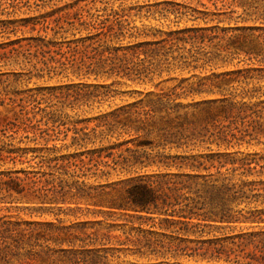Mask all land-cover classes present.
Listing matches in <instances>:
<instances>
[{"label":"rangeland","instance_id":"rangeland-1","mask_svg":"<svg viewBox=\"0 0 264 264\" xmlns=\"http://www.w3.org/2000/svg\"><path fill=\"white\" fill-rule=\"evenodd\" d=\"M222 178L231 221L122 208ZM0 264H264V0H0Z\"/></svg>","mask_w":264,"mask_h":264},{"label":"trees","instance_id":"trees-1","mask_svg":"<svg viewBox=\"0 0 264 264\" xmlns=\"http://www.w3.org/2000/svg\"><path fill=\"white\" fill-rule=\"evenodd\" d=\"M261 23V22H260ZM254 28H259V26H252L250 30ZM102 64V63H101ZM98 66L99 64H95ZM95 66V67H96ZM136 73H139L140 70L138 68H133ZM94 73L97 74L96 68H93ZM111 71L112 68H111ZM222 101V100H220ZM216 101H204L201 104L205 103L206 109H209L211 105H214L213 108L215 110H220L224 114V117L231 114L234 116L245 117V109L244 102L237 104L235 102H222L220 104H214ZM262 102V101H259ZM254 106H257L256 104ZM248 108H251L249 106ZM255 108V107H254ZM258 108L257 111H259ZM251 112L255 113V115H260L263 112H255V110H251ZM230 130L223 131V134L219 136V145L224 141H229L226 135L232 133ZM191 169L194 166H189ZM197 167V166H196ZM209 189L206 190L207 195H202L197 193L195 197H186V201L183 203V207L180 212H177V216L182 218L177 220L176 222L173 219L167 217V214L173 215L171 212L167 213L168 207L174 206L179 203L180 200L177 196H170L168 194H162L158 192L157 188L151 187L146 183L137 182L132 185V188L128 191L126 196V204H123L122 208L130 209L134 212H145V213H163L165 216L163 217L164 228H170L174 223H181L182 226L178 227L181 230L187 231V224L189 220L192 218L201 219L208 222L215 221H231L234 219L232 214V203H238L236 190L234 189L233 184H228V180L222 178L221 183L219 185L214 182L209 183ZM214 190V192L212 191ZM173 197V198H172ZM129 202V204H127ZM192 226H197V223L191 224ZM177 230L171 229V231ZM202 231V230H201ZM186 235V234H185Z\"/></svg>","mask_w":264,"mask_h":264}]
</instances>
